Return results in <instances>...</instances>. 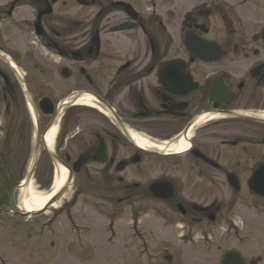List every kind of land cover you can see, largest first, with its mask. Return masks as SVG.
Segmentation results:
<instances>
[{"label": "flooded vegetation", "instance_id": "flooded-vegetation-1", "mask_svg": "<svg viewBox=\"0 0 264 264\" xmlns=\"http://www.w3.org/2000/svg\"><path fill=\"white\" fill-rule=\"evenodd\" d=\"M36 145L68 168L94 155L72 182L171 205L187 245L214 234L222 187L234 216L264 221V22L223 0H0V186ZM150 157L166 159L156 177L121 174Z\"/></svg>", "mask_w": 264, "mask_h": 264}, {"label": "rangeland", "instance_id": "rangeland-1", "mask_svg": "<svg viewBox=\"0 0 264 264\" xmlns=\"http://www.w3.org/2000/svg\"><path fill=\"white\" fill-rule=\"evenodd\" d=\"M223 1L229 9L264 22V0ZM151 160L143 163L142 174L129 170L121 174L144 180L156 177L166 159ZM17 161L12 172L15 183L0 186V264H216L231 248L240 251L247 263L264 264V221L251 220L244 211L234 216L223 187L220 219L211 227L214 234L204 240L193 235L196 242L187 245L189 234L171 205L146 195L125 200L116 181L107 182L104 176L94 181L80 174L46 210L21 215L24 189L18 185L28 172L31 155ZM50 161L41 155L33 169L31 186L37 194L53 193L54 177L61 171ZM189 169L183 166L171 176L189 173Z\"/></svg>", "mask_w": 264, "mask_h": 264}, {"label": "water", "instance_id": "water-1", "mask_svg": "<svg viewBox=\"0 0 264 264\" xmlns=\"http://www.w3.org/2000/svg\"><path fill=\"white\" fill-rule=\"evenodd\" d=\"M233 115H237V114H233ZM96 153L97 154H95V157L97 158L104 157L102 150H97ZM93 157L94 155L91 156L89 152H85L81 154L79 158L73 163L72 169L67 168L66 179L63 181L62 185L58 188V190L51 197L47 199L44 205H42V208L40 210H35V211H30V212L25 211L23 214L24 215H35L41 211H44L50 204L55 202L62 195V193L64 192V190L66 189L67 185L70 182L72 170L78 171L83 164H86L89 161L94 162L92 159ZM36 160H37V145L35 146V150L33 151V155L31 158V162L29 165L27 175L25 179L23 180V182L19 185L20 188L25 189V187H27V184L32 175ZM98 162L100 163L104 161H98ZM121 168L122 167H120V169ZM148 191L154 196H157L160 198H166L169 200L172 199V188H171V184L169 183L153 182L152 184L149 185ZM217 264H244V261L241 258L240 254L238 253V251H236L235 249H231L221 256Z\"/></svg>", "mask_w": 264, "mask_h": 264}, {"label": "bare ground", "instance_id": "bare-ground-1", "mask_svg": "<svg viewBox=\"0 0 264 264\" xmlns=\"http://www.w3.org/2000/svg\"><path fill=\"white\" fill-rule=\"evenodd\" d=\"M86 105H90L88 101H85ZM55 131L53 130L51 132L50 137H48V141L51 142L53 140ZM141 142V141H140ZM139 142V143H140ZM186 147V143L181 141L177 145H175V150L184 149ZM61 172H56L55 179L53 181L52 190L51 192L55 191L64 181V179L67 177V171L64 169L63 166H59ZM32 179V178H31ZM32 180H30L29 184L25 189L23 190V199L21 200V203L24 205V209L26 211H31V208H39L47 201V199L50 197V193L45 194H37L35 191H33V188L31 186Z\"/></svg>", "mask_w": 264, "mask_h": 264}]
</instances>
